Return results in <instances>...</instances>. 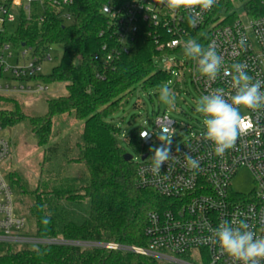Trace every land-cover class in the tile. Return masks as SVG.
Instances as JSON below:
<instances>
[{"label": "built area", "instance_id": "obj_1", "mask_svg": "<svg viewBox=\"0 0 264 264\" xmlns=\"http://www.w3.org/2000/svg\"><path fill=\"white\" fill-rule=\"evenodd\" d=\"M77 0H0V78L11 83L0 84V96L7 91L21 94H40L49 90V84L38 79L40 62L49 54L39 56L33 47L24 43L15 46L9 29L24 14L32 13L43 20L47 6L59 9L63 22L73 18L71 7ZM241 6V7H240ZM199 12L198 5H181L169 8L160 0H107L101 12L107 20L111 51L106 60L127 53L137 36L142 33L152 38L160 61H169L168 52L179 53L186 59L176 60L177 78L189 68L190 79L201 96L217 88L224 89L226 98L235 94L231 87L232 65H245L253 82L264 81V0H217L211 10L203 11L193 27L189 19ZM189 38L207 48L211 45L223 56L224 64L215 80L197 71V62L185 55L184 42ZM243 38V45L241 40ZM14 58V64L9 59ZM175 65V63H174ZM159 68V67H158ZM169 77L172 70L163 69ZM264 91V88L261 89ZM245 132L239 135L233 148L222 156L216 155L214 144L203 139L204 124L189 131L187 138L171 149L172 157L154 171L147 150L154 142V131L138 127L141 146L146 148L132 154L135 165V182L143 188L153 189L163 199V207L152 210L144 230L146 244L124 246L115 242L95 243L42 238L28 233L26 217L17 211L15 195L8 180L0 172V243L34 247L41 244L65 243L79 247L100 246L112 250H126L149 257L158 264H238L211 241V229L223 221L244 220L257 236L264 237V106L256 109L240 107ZM175 120L168 114H157L152 128L170 135ZM250 125V127H249ZM0 124V163L10 154V142L3 135ZM148 136L141 138V132ZM121 138L126 135L122 131ZM147 154L144 159L142 156ZM186 156L198 162L196 167L187 164ZM244 167L252 177L253 186L248 192L232 188L236 171ZM21 247V248H22ZM264 264V262H262Z\"/></svg>", "mask_w": 264, "mask_h": 264}, {"label": "trees", "instance_id": "obj_2", "mask_svg": "<svg viewBox=\"0 0 264 264\" xmlns=\"http://www.w3.org/2000/svg\"><path fill=\"white\" fill-rule=\"evenodd\" d=\"M106 1L77 0L70 22H63L60 10L51 6L45 8L42 21L35 13L19 17L11 37L15 46L24 43L43 56L51 44L63 45L59 64L38 79L65 91L46 97L47 111L41 115L20 114L16 105L13 110L0 109L4 129L23 125L43 150L33 188L19 169L7 178L33 235L143 246L148 215L165 202L153 189L136 184L134 162L123 159L122 130L112 117L134 90L156 88L169 74L157 67L159 51L142 33L127 53L106 60L113 45L101 12ZM125 140L135 154L146 150L138 128ZM8 246L0 252V264H158L130 251L100 246Z\"/></svg>", "mask_w": 264, "mask_h": 264}, {"label": "rangeland", "instance_id": "obj_3", "mask_svg": "<svg viewBox=\"0 0 264 264\" xmlns=\"http://www.w3.org/2000/svg\"><path fill=\"white\" fill-rule=\"evenodd\" d=\"M13 30L14 26L9 29V31ZM47 53L49 54V59L40 62L43 75H49L53 67L59 64L63 53V45L61 43L51 44ZM167 57H169V61H160L158 67L172 70L170 82L148 90L137 88L128 96L127 100L122 103L112 117L113 124L118 126L126 136L129 135L131 130L139 126H145L149 130H153L154 142L147 148L151 156L153 152L150 149L161 147L162 141H166L169 138H171L170 149L184 142L189 131L199 127L204 120L203 115L196 111L197 101L202 96L191 82L189 68L184 70V75H180L178 78L176 76L179 70L176 60L186 58L175 52H168ZM9 63L14 64L13 57L9 59ZM7 83L11 82H6V80L0 78L1 85ZM10 86L12 88V83ZM163 87L170 88L174 94V100L171 104L165 103L160 99V92ZM64 91V88L60 90L55 84H50L49 90L40 94H21L20 92L9 90L6 92L7 95L0 96V109L13 110L14 105H16L20 114L41 115L47 111L45 98L56 96ZM7 99L11 101H7ZM162 113L168 114L175 120L174 131L170 135L155 131L152 128L153 118L155 115ZM3 135L10 142V154L0 163L2 176L8 180V174L13 170L19 169L26 177L28 188H33L37 182L43 157L42 148L36 144L35 139L26 131L23 125L15 128L7 127L3 131ZM120 143L127 153L135 154L132 146L125 139H122ZM231 186L241 192L251 190L253 181L246 168L241 167L236 171L231 180ZM16 208L18 211L17 205ZM27 228L28 233L32 234V229L28 222ZM22 246L21 244H10L8 247L20 249ZM6 247L7 245L0 243V252L5 251Z\"/></svg>", "mask_w": 264, "mask_h": 264}, {"label": "clouds", "instance_id": "obj_4", "mask_svg": "<svg viewBox=\"0 0 264 264\" xmlns=\"http://www.w3.org/2000/svg\"><path fill=\"white\" fill-rule=\"evenodd\" d=\"M169 8L176 9L181 5L196 6L200 8L189 19L191 26L195 27L197 19L203 11L211 10L217 0H160ZM243 45V38L241 40ZM185 55L197 62V71L210 80H215L221 72L224 58L215 48L209 45L207 48L194 39L189 38L184 42ZM242 64L232 65V71L225 70V75L231 76V87L235 94L226 98L224 89L217 88L207 95L202 96L196 104V111L204 117L203 139L214 144L216 155L222 156L226 150L233 148L240 134L246 131L242 127L243 117L240 107L256 109L264 106V81L253 82ZM160 99L168 104L174 100V94L168 87H163ZM250 127V125H249ZM141 138L148 136V132L142 131ZM161 140V139H160ZM162 141V140H161ZM171 138L162 141V146L152 148L150 157L154 171H160L161 165L167 163L172 157ZM187 164L196 167L198 162L186 156ZM213 244L238 264H262L264 262V237L257 236L244 220L223 221L216 228L211 229Z\"/></svg>", "mask_w": 264, "mask_h": 264}, {"label": "water", "instance_id": "obj_5", "mask_svg": "<svg viewBox=\"0 0 264 264\" xmlns=\"http://www.w3.org/2000/svg\"><path fill=\"white\" fill-rule=\"evenodd\" d=\"M146 155H147V154H144V155L142 156V159H144V158L146 157ZM123 159L126 160V161H130V160L132 159V154L125 152V153L123 154Z\"/></svg>", "mask_w": 264, "mask_h": 264}]
</instances>
